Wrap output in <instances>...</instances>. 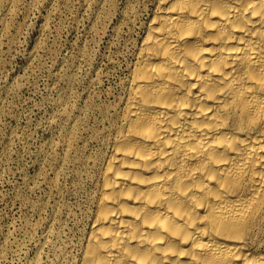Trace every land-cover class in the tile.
I'll use <instances>...</instances> for the list:
<instances>
[{
	"label": "bare ground",
	"instance_id": "bare-ground-1",
	"mask_svg": "<svg viewBox=\"0 0 264 264\" xmlns=\"http://www.w3.org/2000/svg\"><path fill=\"white\" fill-rule=\"evenodd\" d=\"M154 4L70 263L264 264V0Z\"/></svg>",
	"mask_w": 264,
	"mask_h": 264
},
{
	"label": "rangeland",
	"instance_id": "rangeland-1",
	"mask_svg": "<svg viewBox=\"0 0 264 264\" xmlns=\"http://www.w3.org/2000/svg\"><path fill=\"white\" fill-rule=\"evenodd\" d=\"M1 1L0 264H72L156 0Z\"/></svg>",
	"mask_w": 264,
	"mask_h": 264
}]
</instances>
